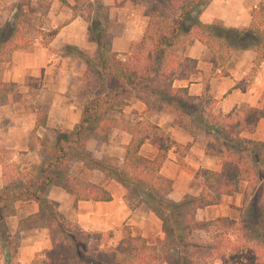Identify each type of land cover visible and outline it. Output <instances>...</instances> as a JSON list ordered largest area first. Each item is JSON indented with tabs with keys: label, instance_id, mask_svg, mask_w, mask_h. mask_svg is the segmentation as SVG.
Listing matches in <instances>:
<instances>
[{
	"label": "trees",
	"instance_id": "trees-1",
	"mask_svg": "<svg viewBox=\"0 0 264 264\" xmlns=\"http://www.w3.org/2000/svg\"><path fill=\"white\" fill-rule=\"evenodd\" d=\"M70 8L84 9L86 39L96 48L90 58L76 47L85 69L76 94L79 120L71 130H51L41 138L29 134V146H38L41 161L30 171H21L8 162L0 150V264H17L16 240L7 239L4 221L13 215L15 202L33 201L38 211L18 222V229L44 228L50 247L36 253L29 264H234L244 253L251 264H264V141H253L258 121L264 120V106L240 116L234 111L215 113L204 96H189L185 88L172 86L178 70L193 61L179 54L182 46L197 40L211 53V71L218 54L251 50L254 65L264 59V2L250 13L247 28L236 29L218 22L201 23L197 15L210 0H126L140 6L145 20L140 39L131 42L127 52L110 51L106 36L107 8L100 0H72ZM34 10L30 0H16L0 24V63L12 52L28 48L34 38L28 34ZM39 43L47 46L55 31H37ZM14 85L0 82V96ZM129 101L144 105L139 119L123 123L128 135L121 161L85 150L87 140L104 141L116 121L107 112ZM165 110L172 125L203 144L204 155L220 160L217 171L198 169L196 196L184 195L173 202L167 198L171 181L159 171L171 148L169 140L149 116ZM39 125L40 120H37ZM154 138L159 147L151 158L139 155L145 139ZM73 164L97 171L122 191V201L130 210L150 212L160 222L161 238L147 243L127 230L115 245H109L110 232H85L64 219L54 203L46 198L55 187L76 201L109 202L110 194L91 182L72 175ZM241 205L236 220L222 217L199 222L196 211L217 205L223 196L239 190ZM97 242L98 247H91Z\"/></svg>",
	"mask_w": 264,
	"mask_h": 264
},
{
	"label": "crops",
	"instance_id": "crops-1",
	"mask_svg": "<svg viewBox=\"0 0 264 264\" xmlns=\"http://www.w3.org/2000/svg\"><path fill=\"white\" fill-rule=\"evenodd\" d=\"M101 1V0H100ZM16 0H0V24L7 18L9 8ZM264 0H210L197 15L201 23L218 22L228 28H247L250 13ZM108 8L119 4L124 10L135 9L126 0H102ZM34 13L31 27L34 32L32 44L24 49L12 52L7 63H0V82L13 84L11 92L0 96V150L5 151L8 162L18 166L21 171H30L40 164L38 146H29V134L41 138L50 136L51 130H71L79 120L76 94L85 69L84 62L76 53L67 48L76 47L90 58L95 57L96 48L86 39V23L77 15L73 16L72 0H30ZM138 8L137 25L129 19L116 21L118 29L115 36L110 34V51L118 54L127 52L131 42L140 39L145 20ZM137 13V12H136ZM108 15V14H107ZM110 17H107L106 31L109 34ZM134 26V32L127 28ZM125 29V31H124ZM55 31L47 46L39 43L37 31ZM92 45V46H91ZM95 47V46H94ZM179 54L192 60V66L180 67L173 87L185 88L189 96H204L212 102L213 111L225 115L234 111L240 116L249 110L264 106V59L254 65L255 53L251 50L218 54L216 68L211 71V53L197 40L182 46ZM144 105L138 101H129L109 111L106 117L116 121L104 141L87 140L85 150L96 155H108L121 161L128 135L122 131V125L128 120L139 119ZM40 120L38 125L37 120ZM172 141V147L160 168L161 177L171 181L167 194L170 201L176 202L184 195L196 196L199 184L195 172L198 169L217 171L220 160L204 155L203 144L193 140L185 131L172 125V116L165 110L148 117ZM253 141H264V120L257 123L253 134H243ZM159 147L154 138L145 139L139 149V155L151 158ZM72 175L80 180L91 182L105 189L111 196L109 202L76 201L71 194L52 187L46 198L56 206L57 212L67 221L85 232H110L109 245H115L124 237V227L132 237L144 239L147 243L161 238L160 222L150 212L130 211L122 201L123 191L112 181L104 179L97 171H89L80 164H73ZM1 187V168H0ZM221 197L219 203L196 211L199 222L217 218L236 220L241 205L242 190ZM13 215L4 221L7 239L17 242L15 255L11 258L17 264H29L36 253L49 249L46 229H18V222L37 213L38 205L33 201L15 202ZM91 247H98L92 242ZM251 255L244 253L238 264H251ZM212 264H221L214 261Z\"/></svg>",
	"mask_w": 264,
	"mask_h": 264
},
{
	"label": "rangeland",
	"instance_id": "rangeland-1",
	"mask_svg": "<svg viewBox=\"0 0 264 264\" xmlns=\"http://www.w3.org/2000/svg\"><path fill=\"white\" fill-rule=\"evenodd\" d=\"M106 1H109V0H106ZM110 7L113 9L110 13L108 12V8L106 7L107 8V14H108L107 17L109 16L110 17V20H111L110 21L109 34L106 31V36H107V39H108L109 42H110V40H109L110 39V34H111V36H115L116 32L118 31V29H116L114 27V25L116 24L115 23L116 21L124 20V19L127 20V19H129V17H131L132 20L134 19L133 21L135 22V25H137L135 29H138V20H137L136 17L138 16V8H141L140 6H137V11H136L137 13L134 11L135 9L124 10L123 8L120 7L119 4H114L113 6H110ZM133 7H135V6H133ZM74 14L77 15L78 17H80L83 20V16L85 14L84 13V9L79 5V6L76 7V10H75ZM128 30H130V32H132V34H133V32H134V26L131 24L130 25V28H127L126 33L124 34V37H125V35H127V33H128L127 31ZM124 31H125V29H124ZM28 33L31 34V35L34 34V32L32 30H30V29H29ZM109 49H110V47H109ZM93 50H95V47L94 46H93ZM230 52L232 53L234 51H230ZM222 54H226V53H222ZM212 108H213V106H212ZM124 233H125V231H124Z\"/></svg>",
	"mask_w": 264,
	"mask_h": 264
},
{
	"label": "built area",
	"instance_id": "built-area-1",
	"mask_svg": "<svg viewBox=\"0 0 264 264\" xmlns=\"http://www.w3.org/2000/svg\"><path fill=\"white\" fill-rule=\"evenodd\" d=\"M234 264H238V263H234Z\"/></svg>",
	"mask_w": 264,
	"mask_h": 264
}]
</instances>
